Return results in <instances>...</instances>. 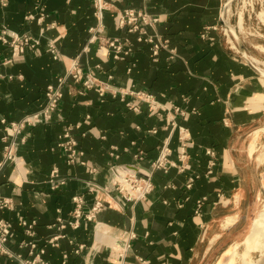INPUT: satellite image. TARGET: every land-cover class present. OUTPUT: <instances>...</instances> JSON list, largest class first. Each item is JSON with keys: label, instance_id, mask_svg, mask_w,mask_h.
<instances>
[{"label": "crops", "instance_id": "obj_1", "mask_svg": "<svg viewBox=\"0 0 264 264\" xmlns=\"http://www.w3.org/2000/svg\"><path fill=\"white\" fill-rule=\"evenodd\" d=\"M105 1L99 20L93 0H0V25L39 42L13 58L0 41V162L1 121L41 112L48 87L76 58L105 91L101 96L70 79L57 115L28 129L16 164L0 168V202L11 203L0 220L13 225L8 248L21 257L0 256V264H237L230 258L236 246L264 250V232L255 229L263 213L254 209L264 198V133L259 154L250 144L254 130L264 129V78L216 31L225 0ZM127 9L158 19L147 28L165 43L157 56L139 34L119 29ZM114 40L129 51L123 60L109 48ZM67 129L81 152L74 164L58 147ZM167 140L176 167L155 173L148 200L125 203L112 191L113 168L149 169ZM208 151L215 153L211 174ZM54 170L65 181L56 190ZM77 196L84 218L75 229ZM96 200L104 209L88 222ZM24 221L37 222L33 237ZM220 250L229 256L214 258Z\"/></svg>", "mask_w": 264, "mask_h": 264}, {"label": "built area", "instance_id": "obj_2", "mask_svg": "<svg viewBox=\"0 0 264 264\" xmlns=\"http://www.w3.org/2000/svg\"><path fill=\"white\" fill-rule=\"evenodd\" d=\"M108 5L109 4L105 0H93L95 14L99 20L103 19L104 13L108 10ZM44 19L45 17L42 16L39 19V22L43 23ZM34 20L35 18L33 16H29L27 18V21L30 22ZM156 23H158V19L151 18L150 15L144 10L127 9L119 13V29L126 30L128 34H139L140 42H145L152 46L154 56H157L158 52L165 47V43L161 42L160 40L155 41L152 37L148 36L147 28L152 27ZM92 40H95V36ZM0 41L4 45L11 48L13 52V58L22 56L27 50L34 49L35 46L39 44V42L36 41L29 33L12 32L7 27L1 25ZM109 48L115 53V58L117 60H123L124 56L129 52H124L123 43L120 40L109 42ZM51 53L55 56V59H58V53L54 47L51 48ZM70 79L76 83H81L84 90H95L101 96H104L105 94L104 89L97 86L96 82L92 78L85 76L81 62L78 58H76L72 62L71 68L67 71V73L58 79L57 84L48 87L46 91V105L41 112L26 116L19 122L8 123L6 120L1 121V124L4 127V136L2 138L4 146L0 168H3L8 164H16L19 146L25 142V132L28 129L36 127L40 123H49V121H51V119L57 115L60 103L63 100L64 88ZM186 132V129H180V141L182 148L181 159L185 158L186 149L188 146V139L184 137ZM58 147L66 152L67 162L69 164H74L75 162L79 161L81 152L78 149V142L72 136L71 129H67L65 131L63 136L60 138ZM207 154L212 158L209 162L210 170L208 172L211 174L213 168L216 165L215 153L213 151H208ZM171 155L172 150L170 143L167 140L161 148L158 159L149 169L141 167V164L133 167L122 166L113 168L112 191L128 204H136L148 200L155 188V173L160 170L168 173L171 168L176 167V164L171 161ZM50 183L52 189L56 190L59 188V186L64 185L65 181L60 179L58 171L54 170L51 175ZM192 183L193 182L188 185V188H191ZM105 191L107 192L106 189ZM73 200L76 205L75 221L74 223H70V225L77 229L79 228V220L84 218L82 213L84 201L80 196L75 197ZM9 208H11V203L9 201L2 200L0 202V210ZM103 209L104 202L101 200H96L93 208L88 212L87 216H85V219L88 222L94 221ZM36 225L37 222L35 221H24L22 226L25 234L29 237H33L35 235ZM61 228H65V226H61ZM12 234L13 225L6 220H0V256H7L12 259L20 260L21 257L12 254L8 248ZM30 245L33 249L36 247V244L30 243ZM41 254H44V251H42ZM23 263L36 264L37 261H24Z\"/></svg>", "mask_w": 264, "mask_h": 264}, {"label": "rangeland", "instance_id": "obj_3", "mask_svg": "<svg viewBox=\"0 0 264 264\" xmlns=\"http://www.w3.org/2000/svg\"><path fill=\"white\" fill-rule=\"evenodd\" d=\"M241 14H243L242 27L239 23L242 18ZM227 24L234 29L235 34L231 32V28ZM216 31L225 46L231 48L232 52L242 56V47L246 51L248 59L251 61L253 59L257 65L253 64L264 71V0H225L221 12V22ZM261 82L264 85V79ZM254 131L255 134L250 138V144L252 151L257 152L260 145V133H264V129L261 132L256 129ZM254 209L264 213V198ZM223 244H221L222 247L226 246ZM257 245L248 244L245 249L236 246L235 252H231L233 257L230 255V258L232 257L231 259L235 260L237 264H264V250L257 249ZM227 254L228 252L220 250L214 253V258H227Z\"/></svg>", "mask_w": 264, "mask_h": 264}, {"label": "bare ground", "instance_id": "obj_4", "mask_svg": "<svg viewBox=\"0 0 264 264\" xmlns=\"http://www.w3.org/2000/svg\"><path fill=\"white\" fill-rule=\"evenodd\" d=\"M230 6V5H229ZM242 23H243V17L241 18V20H240V27H242ZM228 25V27H229V24H227ZM229 28H231V27H229ZM227 31H229V30H227ZM231 32H233L234 34H235V32H234V29L233 28H231ZM230 40V39H229ZM253 62V61H252ZM254 63V62H253ZM255 64V63H254ZM260 70H261V72H263L264 73V71L260 68ZM255 229H256V231H257V233L260 231V232H264V213L261 215V219L259 220V221H257V223H256V226H255ZM254 228H253V230H255ZM256 231H254V232H256ZM263 238H264V235H263ZM255 245V244H254ZM234 250V249H233ZM228 256H229V252H228V254H227ZM231 255V254H230ZM226 256V255H225ZM232 257H233V254L231 255ZM264 256V255H263ZM231 257V258H232ZM232 260V262H233V259H231ZM229 261V260H228ZM227 262V261H226ZM225 263V262H224ZM231 263V262H230ZM234 263V262H233ZM227 264H228V262H227Z\"/></svg>", "mask_w": 264, "mask_h": 264}, {"label": "water", "instance_id": "obj_5", "mask_svg": "<svg viewBox=\"0 0 264 264\" xmlns=\"http://www.w3.org/2000/svg\"><path fill=\"white\" fill-rule=\"evenodd\" d=\"M223 24V23H222ZM241 53H242V57L246 60L247 64L256 72L258 73L260 76H262L264 78V73L261 72V70L259 68H257V66H255L253 64V62L251 60L248 59V56L246 54V51L241 47Z\"/></svg>", "mask_w": 264, "mask_h": 264}]
</instances>
